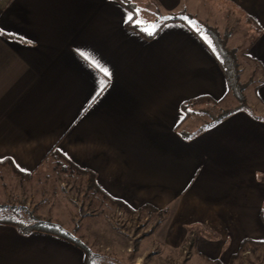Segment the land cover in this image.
I'll list each match as a JSON object with an SVG mask.
<instances>
[{"label": "crops", "instance_id": "0c3cea01", "mask_svg": "<svg viewBox=\"0 0 264 264\" xmlns=\"http://www.w3.org/2000/svg\"><path fill=\"white\" fill-rule=\"evenodd\" d=\"M124 1L131 7L0 0V194L9 198L51 163L79 176L75 166L94 174L105 202L157 220L134 252L113 240L133 264L149 250L159 264L185 254V264H240L232 258L244 242L264 243V0H205L229 6L242 27L228 46L248 108L199 128L193 118L210 102H238L207 40L184 17L169 19L194 0ZM195 100L206 109L187 116ZM87 260L59 237L0 225V264Z\"/></svg>", "mask_w": 264, "mask_h": 264}, {"label": "rangeland", "instance_id": "374dc122", "mask_svg": "<svg viewBox=\"0 0 264 264\" xmlns=\"http://www.w3.org/2000/svg\"><path fill=\"white\" fill-rule=\"evenodd\" d=\"M191 4L192 8H199L191 13L190 4L187 2L184 6L186 10L175 15H179V18L184 17L193 29L207 40L209 45L211 41L206 33V26L216 29L222 36L228 33L229 39L234 31L243 32L241 26L234 24V13L229 9V6L212 5L210 1L206 2L205 0H194V3ZM201 7H205L204 9L207 11L200 10ZM244 42L250 43L249 38L247 37ZM227 47L229 48L228 43ZM243 84L245 83L243 82ZM234 102L235 100L230 98L216 106L215 109L207 106L212 112L208 114L203 112L195 116L193 124L199 128L206 122L210 123ZM199 108L205 107H194L191 110L197 111V114ZM14 192L15 194H10L9 198L6 194V196L0 194L1 211L6 209L5 213H0V217L25 224L37 221L55 223L54 221H56L61 222L64 226H69V230L66 231L88 247V264H133L130 259L118 253L116 250L118 246L114 241L125 242L129 247L128 251L134 252L135 247L138 248L137 243L149 237L157 225L156 219L145 218L146 212L131 216L124 210L111 206L104 201L103 196L95 193L94 188L89 186L85 177L73 174L69 169L67 172H63L61 167L54 163L42 169L28 183H18L17 181ZM58 223L55 224L61 226ZM116 255L118 256L115 257ZM183 256L182 260L174 258L165 264H185L188 254ZM143 260L141 264L163 262L158 260L157 254L152 250L148 251ZM240 264H264V247L247 248L241 255Z\"/></svg>", "mask_w": 264, "mask_h": 264}, {"label": "trees", "instance_id": "16d2710c", "mask_svg": "<svg viewBox=\"0 0 264 264\" xmlns=\"http://www.w3.org/2000/svg\"><path fill=\"white\" fill-rule=\"evenodd\" d=\"M121 2L131 7L130 3L124 0H121ZM170 20L178 21L180 20V18L177 16H173L171 17ZM205 30L211 41V44L209 46L227 77L229 93H231L236 99V101L238 102V105L236 107L228 109V110H223L217 117H215L212 120V122L209 124V126H212L222 121L223 119H225L232 113H235L241 109H245V108L247 109L248 105H247V101L245 97L246 85L243 84V82L241 81V75H240L241 72H240L237 51L234 49H229L227 47L229 34L226 33L225 35L222 36L216 29L208 27V26L205 27ZM151 37H152L151 35H147V38H151ZM199 103H200V100H195V101L187 102L186 104H184L183 108H184L186 115L188 116L190 114H194L195 111L191 109L199 105ZM209 107H214L215 109L216 104L214 103L211 104L210 102ZM209 112H212V111L209 110ZM2 164L4 163H0V165ZM72 168L74 169V172L77 174L89 176L90 185H91L90 187H93V188L96 187L95 186V176L92 172L88 170L79 169V168L77 169L75 168V166H72ZM17 173L19 174L20 172L17 171ZM107 199L109 200L112 206L117 207L121 210H124L125 213H127L128 215L133 216L136 214L135 211H133L123 202L119 200L109 199V198ZM146 209L154 211L149 206L146 207ZM1 224L13 226L23 234L31 233L34 231H39V232H44V233L59 237L75 245L79 249H81L83 253L85 254V256L88 257V250H89L88 247L81 241L74 238L72 234H70L69 232L64 230L61 226L55 223H50V222L45 223L43 221H37V222H31L30 224H25L23 222L6 219L5 217L1 216L0 225ZM249 246L255 247V248H261V247H264V243H257V242H251V241L244 242L241 246V250L235 256H233L232 263H234L238 259H241L242 253Z\"/></svg>", "mask_w": 264, "mask_h": 264}, {"label": "snow or ice", "instance_id": "6c2138e0", "mask_svg": "<svg viewBox=\"0 0 264 264\" xmlns=\"http://www.w3.org/2000/svg\"><path fill=\"white\" fill-rule=\"evenodd\" d=\"M131 18V17H130ZM145 31L149 32L150 34H152V31L148 28H145ZM92 63L94 64L95 67L99 68V70L101 72L104 73L105 77H110L111 73L108 71V69L102 67L98 62H96L95 60H92ZM106 87V81H102V87H101V91H103V88Z\"/></svg>", "mask_w": 264, "mask_h": 264}]
</instances>
